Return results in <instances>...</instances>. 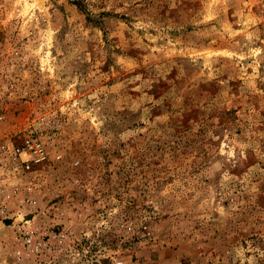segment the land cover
<instances>
[{
  "label": "rangeland",
  "instance_id": "1",
  "mask_svg": "<svg viewBox=\"0 0 264 264\" xmlns=\"http://www.w3.org/2000/svg\"><path fill=\"white\" fill-rule=\"evenodd\" d=\"M0 264H264V0H0Z\"/></svg>",
  "mask_w": 264,
  "mask_h": 264
},
{
  "label": "built area",
  "instance_id": "2",
  "mask_svg": "<svg viewBox=\"0 0 264 264\" xmlns=\"http://www.w3.org/2000/svg\"><path fill=\"white\" fill-rule=\"evenodd\" d=\"M3 115L0 110V121ZM48 152L43 142L30 135L16 141L7 139L0 142V172L8 173V170L15 172L23 163L41 165L48 161Z\"/></svg>",
  "mask_w": 264,
  "mask_h": 264
}]
</instances>
